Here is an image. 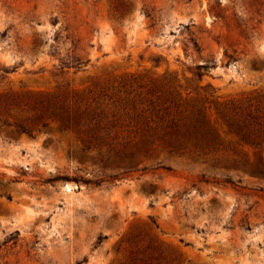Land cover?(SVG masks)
Instances as JSON below:
<instances>
[{"label":"rangeland","instance_id":"obj_1","mask_svg":"<svg viewBox=\"0 0 264 264\" xmlns=\"http://www.w3.org/2000/svg\"><path fill=\"white\" fill-rule=\"evenodd\" d=\"M74 57L88 62L59 69ZM130 77L204 102L220 146L158 152L111 182L124 170L107 149L0 123V264H121L136 235L173 264H264V0H0V95Z\"/></svg>","mask_w":264,"mask_h":264},{"label":"trees","instance_id":"obj_2","mask_svg":"<svg viewBox=\"0 0 264 264\" xmlns=\"http://www.w3.org/2000/svg\"><path fill=\"white\" fill-rule=\"evenodd\" d=\"M87 62L74 57L61 63L59 69L79 70ZM195 69L196 76L201 77L199 71H206L208 67L197 65ZM1 115L12 121L2 119ZM219 116L229 128L236 125L233 117ZM0 123L29 136L53 123L58 131L80 139L86 150L107 149L105 154H99L100 162L106 161L124 170L111 176V182L133 171L138 160L151 158L158 152L199 158L212 155L220 146L219 136L207 120L204 102L182 100L174 81L166 78L143 83L130 77L98 92L76 93L65 89L50 95H0ZM105 181L84 183L99 186ZM128 241L132 251L121 264L174 262L147 235L132 236Z\"/></svg>","mask_w":264,"mask_h":264}]
</instances>
